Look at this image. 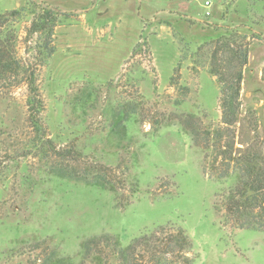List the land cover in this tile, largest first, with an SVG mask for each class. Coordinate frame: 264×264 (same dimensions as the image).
<instances>
[{
    "label": "rangeland",
    "instance_id": "1",
    "mask_svg": "<svg viewBox=\"0 0 264 264\" xmlns=\"http://www.w3.org/2000/svg\"><path fill=\"white\" fill-rule=\"evenodd\" d=\"M211 1L207 18L205 0H138L136 22L127 0H73L66 8L80 12L59 17L57 51L38 69L45 102L41 118L57 149L68 148L78 160L73 165L79 172L94 170L117 191L57 178L40 157H18L33 138L28 90L22 84L2 91L0 264H39V255L50 253L47 246L79 263L76 256L89 238L111 234L126 247L170 223L192 239L194 264H264V232L237 229L224 217L221 194L235 179L204 175V155L175 117L192 113L203 129L221 125V84L209 74L208 48L195 44L225 34L205 25L218 23L232 26L249 45L241 118L254 112L264 134V0ZM30 2L0 0V14L25 9L15 25L17 56L35 65L40 58L37 36L27 33ZM155 10L160 19L165 12L178 13L179 23L173 33L144 30L149 52L132 58L142 17ZM126 110L137 115L126 118ZM114 113L124 127L111 123ZM43 241V250H34Z\"/></svg>",
    "mask_w": 264,
    "mask_h": 264
},
{
    "label": "trees",
    "instance_id": "2",
    "mask_svg": "<svg viewBox=\"0 0 264 264\" xmlns=\"http://www.w3.org/2000/svg\"><path fill=\"white\" fill-rule=\"evenodd\" d=\"M29 10L33 19L27 33L37 36L35 51L40 58V63L35 65L19 60L17 56L15 25L25 9L0 14V95L10 87L27 86L28 122L33 129L31 148L27 145L18 157H40L49 175L97 185L116 193L106 176L97 175L98 172L90 169L79 172L73 165L78 160H73L75 157L68 148L57 149L41 118L45 102L38 84V69L57 51L55 31L59 27V17H73L80 11L65 10L37 0H31ZM144 33L143 30L132 58L137 52H149ZM205 48H208L210 59L209 74L221 83V125L203 129L201 119L192 113H175V117L183 131L191 136L193 146L201 149L204 175L220 182L235 179L233 186L221 194L226 220L237 229L264 232V134L260 132L256 114L250 112L242 119L240 110L249 45L230 30L200 46L201 51ZM126 113V118L137 115L135 111L126 110ZM111 123L118 129L125 126L124 119L122 122L115 113ZM123 130L125 132V128ZM1 134L4 135L2 130ZM102 169L106 170L100 167L101 173ZM45 243L47 245L46 241L34 244V250H43ZM47 247L50 253L45 251L39 255V264H194L196 258L190 236L171 223L141 234L126 247L111 234L89 238L82 243L76 256L80 258L79 263L74 262V258L59 257L58 247Z\"/></svg>",
    "mask_w": 264,
    "mask_h": 264
},
{
    "label": "crops",
    "instance_id": "3",
    "mask_svg": "<svg viewBox=\"0 0 264 264\" xmlns=\"http://www.w3.org/2000/svg\"><path fill=\"white\" fill-rule=\"evenodd\" d=\"M37 1H43V2L49 3V4L53 5V6H58L60 8H63L65 10H70V9H66V8H70L71 6H73V4L71 3V2H73V0H37ZM127 1L131 2L130 6H129L130 16H131L133 22H136L135 21V16L137 17L138 20H139V17H140L139 16L140 14H137V12H138V0H127ZM75 10H77V9H75ZM6 11H8V10H6ZM123 16H125V15H121L120 17H123ZM162 16H163L162 19H160V13L157 10H155L154 12L149 13L145 17H142V19H143L142 20V24L144 25L143 30H146L148 28L150 31L158 32V30L160 28L161 30H169V31H171L173 33V31H174L173 26H174V24L179 23L177 16H180V15L178 13H176V12H172L171 11V12L163 13ZM120 17H119V19H120ZM223 17L224 16L222 15V17H221L222 20H223ZM79 19H80V21H82L84 23L85 26H88V23L86 22L87 18L85 17V15H82L81 18L79 17ZM108 24L111 26L113 23H112V21H110V22H108ZM205 25L207 27H213L214 29H218V30H223L224 29L225 33L227 31H229V29L231 30V28H232V26L226 27V26L218 25V23L212 24L210 22H208ZM187 43H190V42H187ZM191 44H193V42H191ZM195 44L196 45H201L203 43H202V41H199V42H196ZM135 47H133L131 53L129 54L128 59L130 58V56H131V54H132V52H133ZM118 76L119 75H117V77Z\"/></svg>",
    "mask_w": 264,
    "mask_h": 264
},
{
    "label": "built area",
    "instance_id": "4",
    "mask_svg": "<svg viewBox=\"0 0 264 264\" xmlns=\"http://www.w3.org/2000/svg\"><path fill=\"white\" fill-rule=\"evenodd\" d=\"M204 7L206 9V17L209 18L212 15V12H211L212 1L205 0Z\"/></svg>",
    "mask_w": 264,
    "mask_h": 264
},
{
    "label": "water",
    "instance_id": "5",
    "mask_svg": "<svg viewBox=\"0 0 264 264\" xmlns=\"http://www.w3.org/2000/svg\"><path fill=\"white\" fill-rule=\"evenodd\" d=\"M221 84V83H220Z\"/></svg>",
    "mask_w": 264,
    "mask_h": 264
}]
</instances>
